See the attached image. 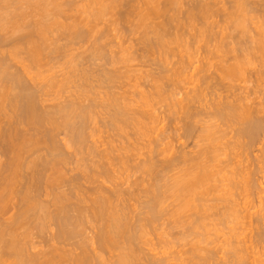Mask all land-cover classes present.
<instances>
[{"label": "bare ground", "instance_id": "1", "mask_svg": "<svg viewBox=\"0 0 264 264\" xmlns=\"http://www.w3.org/2000/svg\"><path fill=\"white\" fill-rule=\"evenodd\" d=\"M183 1L0 0V264H263V259L256 260L254 254L255 260L252 259L253 247L244 245L246 241L242 243L246 247H241L236 239L232 241L236 240L235 244L239 242L240 245L225 246L229 248L221 255L226 257L219 262L220 256L218 259L219 254L215 252L219 248L205 246L203 241L208 240L200 231L207 230L206 223L211 218L212 222L215 219L232 222V217L238 219L244 209L238 207L236 191L247 196L256 184L250 183V177L255 174L246 175L241 171L243 167L239 169L237 165L236 169L234 165V168L230 167L234 159L229 160L234 158L231 152L264 142V60L261 64L264 58V0H193L190 9L187 7L190 0ZM185 4L188 11L183 19L187 23L183 24L181 5ZM215 17L220 19L215 21ZM101 21H105L104 26L106 21L109 22V27H105L111 29L109 33L105 28L103 32L102 27L99 30ZM121 21L125 22L121 24ZM127 22L133 24L130 26ZM123 23L128 24L126 31L129 32L125 34L122 29L125 35H142L140 41L138 39L141 45H136L138 50L142 49V58L149 53L150 61L152 54L163 58H159L158 63L154 58L158 65L152 66L159 70L151 67L152 73L158 71L155 72L158 78L165 73L168 81L163 75L164 78L155 79L157 81L151 85V77L147 75L151 72L141 74L146 75L145 78L142 76L144 82L149 80L151 92L141 90L145 89L141 88V84L144 85L141 76V80L135 81L140 80L141 84L134 83V89H128L132 85L127 84L130 83L129 75L121 70L117 72L119 67L113 71L116 62L120 64L124 60L121 52L128 54L135 43L129 41L131 47H124L122 30L119 37V25ZM189 27L195 31L187 33L191 40L185 34ZM182 30L186 32L182 33ZM114 34L122 39L120 42L117 39L116 44L115 39H109L111 35L118 38ZM105 36L110 43L103 42ZM202 41L206 44V56L195 58L191 55L193 51L189 53L190 49ZM88 43L91 46L83 50ZM79 46L82 51L90 52V56L87 53L89 61L103 60L110 52L116 60L120 53L119 60L108 62L109 68L113 66L110 68L113 72L104 71L107 65H100L104 70L99 69L104 72L100 76L96 74L97 79L94 69L89 71L83 67L85 61L80 62L82 58L77 56L80 52L74 54L75 49L80 51ZM183 47L189 54L180 57L182 61L178 66L170 60L175 53L172 49L179 51ZM168 55L169 60L166 59ZM56 58L63 61H59L63 68H72V71L62 69L65 72L61 74V80L55 76L56 72L50 78L42 72L43 64L50 67ZM258 58L260 62L256 65L254 61ZM154 60L152 58L151 63ZM254 65L257 67L251 69ZM51 66L52 71L56 65ZM247 73L250 80L254 78L251 81L253 92L258 94L254 99H250L252 91L238 94L235 90L240 86L232 84L234 79H244ZM121 74L127 75L126 78ZM186 74L190 85H185L187 89L183 86L182 90L181 86L176 87L180 80H175L178 75ZM155 76L152 78H157ZM95 78L99 89L93 82ZM119 81L128 85L124 87L125 91L121 89L125 83L121 85ZM59 85L61 90L74 89L72 92L68 89L71 94L67 92L68 97L62 101L58 95L60 91H54L57 94L54 96L47 92ZM168 85L180 91L185 89L184 97L177 98L180 92L176 93L171 87L170 90ZM165 87L173 92L172 95ZM117 89L122 93L116 92ZM244 89L242 86L240 91ZM157 98L160 102L170 101L171 104H167L170 111L167 108L161 111L157 107L155 112L154 106L159 103H154ZM158 110L168 120L176 116L175 121L180 126L172 128V118L169 125L173 130L166 126L159 128L165 119ZM100 124L111 133L105 141L98 142V137L95 138L99 136ZM169 131L175 135L170 136V139L174 138L172 144H165L166 140L162 143L167 133L170 135ZM156 132L158 134L153 137ZM230 134L234 141L225 140V144L224 139ZM236 151L234 155H237ZM229 167L233 169H229L231 172L227 170ZM129 170L133 174L128 173L129 176L123 179L118 176ZM226 170L229 174L225 176ZM131 175L135 176L133 180ZM222 182L227 185L219 186ZM248 208L251 207L245 210ZM243 216L248 217L247 213ZM157 225L161 229L166 227V235V230L173 235L176 228L181 232V236L179 233L177 236L183 237L176 239L186 242V239L195 238L196 242L191 243L190 251L186 248L180 253H169L162 248L159 251L155 246L146 251L144 245H149L150 240L147 235ZM252 228V231L256 230ZM45 235L48 237L44 238ZM263 237L258 240L262 241ZM39 239L47 249H37ZM169 242L164 243L166 247ZM166 247L164 249H168Z\"/></svg>", "mask_w": 264, "mask_h": 264}, {"label": "rangeland", "instance_id": "2", "mask_svg": "<svg viewBox=\"0 0 264 264\" xmlns=\"http://www.w3.org/2000/svg\"><path fill=\"white\" fill-rule=\"evenodd\" d=\"M156 1H157V0H156ZM181 1H183V0H181ZM188 1H189V0H185V3L188 2ZM183 2H184V1H183ZM191 2L193 3V2H195V1H193V0L191 1V0H190V2L187 4L188 9H190L191 6H192V4L189 5ZM78 3H79V2H78ZM182 4H183V3H182ZM80 5H81V2H80ZM80 5H79V6H80ZM82 5H84V4H82ZM184 6H186V4H185V5H181V7H183V8H182V9L180 8L181 10L184 9V12L182 11L183 13H182L181 16H180V17H181V20H182L183 18L185 19V18H186L185 16H187V14L184 15V13H185V11H188V9H186L187 7L184 8ZM114 12H115V11H114ZM119 12H120V10H119ZM172 13H173V12H172ZM172 13H171V14H172ZM186 13H187V12H186ZM116 14H117V13H116ZM113 15H114V14H113ZM172 15H173V14H172ZM179 15H180V14H179ZM114 16H115V15H114ZM183 16H184V17H183ZM115 17H117V19H118V16H117V15H116ZM131 18H132V17H131ZM109 19H110V18H109ZM114 19H115V18H114ZM132 19H133V18H132ZM179 19H180V18H179ZM184 19L182 20V21L185 22V23L183 22V24H186L187 21L184 20ZM216 19H220V18H218V17L216 18V17H215L214 20L216 21ZM107 20H108V19H107ZM112 20H113V19H112ZM130 20H131V19H130ZM181 20H180V21H181ZM214 20L211 19V21H214ZM159 21H160V20H159ZM101 22H102V21H101ZM103 22H105V21H103ZM103 22H102L101 24L99 23V24H100V25H98V26H100V29H99V30H101V27H102V30H103V28H105V27L109 24V22L106 21V22H107V23L105 24L106 26H104ZM122 22H125V21H121V24H122ZM155 22L157 23V21H155ZM127 23H128V22H127ZM127 23H126V24L123 23L125 26H124V25H121V26L119 25V29H120V36H119V37H121V35H122V34H121V30H122V29H123L124 31L127 30L126 27H128V26H126V25L129 24V23H128V24H127ZM102 24H103V26H101ZM130 24H133V23H130ZM130 24H129V25H130ZM195 25L199 27L198 24H195ZM98 26H97V27H98ZM122 26L125 27V28H123ZM130 26H131V25H130ZM130 26H129V27H130ZM187 26H190V24H187ZM107 27H109V25H108ZM120 27H121V28H120ZM194 27H195V26H194ZM98 28H99V27H98ZM199 28H200V27H199ZM105 30L109 33L108 30H111V29H108V28L106 29V28H105ZM123 30H122V33H123ZM186 30H187V29H186ZM106 31H105V32H106ZM187 31H188V32H186L185 30H182V33H185V32H186L185 34H187V33H189V34H193V33L195 32V31H193L192 28H191V30H190V27H189V30H187ZM190 31L193 32V33H190ZM103 32H104V30H103ZM127 32H129V31H126L125 34H126ZM139 32H140V31H139ZM111 33H112V31H111ZM113 33H114V32H113ZM113 33H112V34H113ZM140 33H142V31H141ZM105 34H107V33H105ZM115 34H116V32H115ZM115 34H114V35H115ZM125 34L123 33L124 36H122L123 40L125 41V42H124V41H123V42L126 43V44H124V47H127V48L129 47V41L132 42V40H133L135 43L133 42V43H134V47H133V44L130 43V44H132V49H131L132 51L130 50V51L128 52V54L125 55L126 52H124V53L121 52V53L123 54L121 57H122V58L124 57V60H122L123 63L120 62V64H119V62H116V60H119L118 57H119V54H120V53L117 54L118 57L115 55V58H116V57H117V58H116V60H114V58H112V57H114V55H113L112 57H111V55H110V54H112V53L110 52V51H112V50L109 51V52H110V54H108L109 57L106 56V57L103 58V60L106 61V63H105L102 59H99V60H98L99 63H98L97 61H95V60H94V61H93V60L89 61V58H90V57H88V54H89L90 52H87V53H88V54H87L85 51H82V49L85 50L84 48H85L86 46H87L86 48H89V47L91 46V45H90L91 43H88V45L85 44L84 47H83V45H82L83 48H82L81 46H79V47H80V48H79L80 51H77V50H78V48H77L78 45H76V49H77V50H76L75 48H72V49H73V51H74V49H75V51H76V53H75V51H74V54H77V53H79V52L81 53V51H82V53H81L82 55L79 53V54H77V56H79L80 60H81V58H82V61H80V62L85 61V62H83L85 65L82 64V65H84L83 67H84L85 69H87V70H89V71H91L92 69L95 70V71H93V72H96V73H94V75H96V74H97V75H99V74L101 75V74H102V71L104 70V68H105L104 71H106V70L112 71V70H110V68H112L113 66H110V68H109L108 65L111 64L112 61L114 60L117 64H116V66H114L115 69L112 68L113 71L116 70V67H117V68L119 67V68H118L119 70H118V69L116 70L117 72H119V71L121 70V72H124V73L128 74L129 77H130V81H129L130 83H127L128 80H129V77L127 78L126 83H127V84H131V83H132V85H130L131 88H128V89H134V88H132V86H134L136 83H140L141 81H142V83L144 82V78L146 77V75L143 74V75H145L144 78H143V77H142L143 75H141L142 73H146V74H147V72H151V74L153 75V73L158 72V71L155 70V71L152 73L153 69H158V70H159V67L156 68L157 66H154V68H153L152 65H153L156 61H157V63H158V61L160 62V60L163 59V58H160V56H159L158 54H155V55L152 54V56H150V57H151V61H150L149 55H151V53H149V55L147 54L145 58H142V54H143V52H141L142 49H141V51H140V50L137 49L138 47L136 48V45H138V44L141 45V42L139 43V41H140L142 35H141V37H140V34H139V35L135 34L136 36H135V35H132V33H131V36H129V35H130L129 33H128L129 35H128V34L125 35ZM185 34H184V36H183L184 38L187 37V36H185ZM109 35H110V34H109ZM109 35H106V36H109ZM118 35H119V34H118ZM187 35H188V34H187ZM106 36H105V39L103 38V42H105V43L108 42V41L106 40ZM115 36H116V35H115ZM116 37H118V36H116ZM119 37H118V38H114V37L111 35V37H109V39H111V41H112L113 39H115V40H113L114 42H115L117 39H119L117 42H120L122 39L119 38ZM139 37H140V38H139ZM107 38H108V37H107ZM138 39H139V41H138ZM186 39H187V38H186ZM186 39H185V40H186ZM105 40H106V41H105ZM188 40H191V39H189V35H188ZM126 41H127V42H126ZM117 42H115V44H116ZM100 43H102V41H100ZM105 43H104V44H105ZM108 43H110V42H108ZM89 45H90V46H89ZM125 45H126V46H125ZM127 45H128V46H127ZM205 45H206V44L202 41L201 43L197 44L196 46H193V48L195 47L194 50H193V48L191 47L189 53H191V51H193V53H191V55H193L194 57L196 56L195 58H197V57H198V58H200V57L203 58V57L206 56ZM138 46H139V45H138ZM74 47H75V46H74ZM130 47H131V46H130ZM130 47H129V48H130ZM141 47H142V46H141ZM81 48H82V49H81ZM133 48H134V49H133ZM184 48H185V47H183V48H179V49H178L179 51H176V49L173 50V49H174V48H173L172 51H173V52L175 51V53L173 54V55H175V56H173V55H172V56H173L175 59H174L172 56L170 57L169 55L166 56V57H168V58H166V59L169 60V57H170V60L173 61V62L175 61L174 64H177V65L179 66L178 62H180L181 58H183V56L187 57L186 55L189 54V53L186 51V49L184 50ZM196 48H197V49H196ZM109 49H110V47H109ZM109 49H108V50H109ZM112 49H113V51H115V50H114L115 48H112ZM136 49H137V50H136ZM182 49H183L184 51H183ZM87 50H88V49H87ZM195 50H198V51L196 52ZM172 51H171L170 53H172ZM84 52H85V54H87V55H85ZM130 52H131L132 55L129 54ZM132 52H133V53H132ZM107 53H108V52H107ZM187 53H188V54H187ZM83 54H84V55H83ZM170 55H171V54H170ZM77 56H76V57H77ZM82 56H83V57H82ZM86 56H87V57H86ZM89 56H90V54H89ZM127 56H128V57H127ZM157 56H158V57H157ZM110 57H111V60H109ZM121 57H120V58H121ZM155 57H156V61L154 60ZM180 57H181V58H180ZM185 57H184V58H185ZM194 57H192V58H194ZM84 58H86V60H84ZM147 58H148V59H147ZM152 58H153V60H154L153 63H151V62H152ZM159 58H160V60H159ZM61 60L64 61V57L61 56ZM61 60H60V58H59V61L63 63V61H61ZM101 60H102V61H101ZM107 60H109V61H107ZM177 60H178V61H177ZM263 60H264V58L261 59V64H262ZM59 61H58V58H56V61H54V63H52L53 65H56V66H53L52 71H51V69H50V67L52 68V66H51L52 64H51L50 67H49V65H45V63H44L43 66H42V68H43L44 70H42V72L44 71L45 74H46V76H47L48 78H50L51 76L54 75L53 72H56V73H55V76L57 75L56 77L58 78V80H59V78H60V80H61L62 77H60V76H62V75L64 74V72H65V70H64V72H63L62 69H66V68H68V67L63 68L64 66H62V63L59 64V63H60ZM86 61H87L88 63H87ZM92 61H93V62H92ZM120 61H121V60H120ZM171 61H170V62H171ZM181 61H182V60H181ZM258 61L260 62V59H259V58H258V60L256 59V60L254 61L256 65L258 64ZM55 62H58V64H56ZM89 62H92V63H94V64L89 63ZM108 62H109V64H108ZM173 62H171V63H173ZM102 63L105 64V65H103ZM157 63H155V64L158 65ZM165 63H166V62H165ZM168 63H169V61H168ZM168 63H167V65L170 64V63H169V64H168ZM64 64H65V63H64ZM113 64H114V63H113ZM259 64H260V63H259ZM57 65H58V66H57ZM59 65H61L62 67L59 66ZM91 65H92V66H91ZM100 65H101V66H106V65H107V67H104V68H103V67H100ZM118 65H119V66H118ZM150 65H151V66H150ZM170 65H171V64H170ZM170 65L167 67V69L170 67ZM177 65H175V66H177ZM86 66H87V67L90 66L89 68H91V69H88ZM159 66H160V63H159ZM165 66H166V65H165ZM173 66H174V65H172V67H173ZM56 67H57V68H56ZM151 67H152L153 69H152ZM255 67H257V66L254 65V66H251L250 68L253 69V68H255ZM54 68H56V69H54ZM69 68H70V66H69ZM69 68H68V69H69ZM99 68H103V70H102V69H99ZM108 68H109V69H108ZM40 69H41V68H40ZM68 69H66V71H67ZM70 69H71V70H70ZM70 69H69V70L72 71V68H70ZM172 69H173V68H172ZM54 70H56V71H54ZM60 70H61V71H60ZM69 70H68V71H69ZM96 70H97V71H96ZM100 70H101V71H100ZM168 70H170V69H168ZM104 71H103V72H104ZM113 71H112V72H113ZM132 71H133V73H132ZM97 72H99V73H97ZM128 72H129V73H128ZM61 74H62V75H61ZM137 74H138V75L140 74V75L138 76ZM151 74H150V73L147 74L148 76L150 75L149 77L147 76L148 78L151 77V78H150V79H151V82H149V84L151 83V85H152L153 83L155 84V81H157L160 77H163V78H164V76L166 75L165 73H162L161 76L158 78L159 75L155 73L154 76L156 75L155 77H157V78H152V77H154V76H151ZM97 75H96V78H97V77L99 78L100 75H99V76H97ZM121 75H122V77H125V78H126V76H127V75H126V76H123V75H125V74H121ZM131 75H132V76H131ZM163 75H164V76H163ZM184 75H185V74H184ZM184 75H180V76L178 75V76L180 77V79H179L178 76L176 77V80L173 78L176 82L180 80V84H179V82H178V83H173V84H175V85L179 84V85L176 86V87L181 86V87H182V90H183V86L187 89V87H189V85H190V84H188L190 81H189V79H187V78H188L187 74H186V76H184ZM188 75H189V74H188ZM134 76L136 77V79H135ZM140 76H141L142 80H141V78H139ZM166 76H167V75H166ZM96 78H95V80H96ZM98 78H97V79H98ZM137 78H139L141 81L138 80L139 82H138V81L135 82V81L137 80ZM177 78H178V79H177ZM153 79H154V80H153ZM155 79H157V80H155ZM169 79H170V78H169ZM242 79H243V77H241V78L239 77V79H234L235 81H234L232 84H233V85H237L238 87L240 86V87H239V89H238V87H237L238 90H235V89H233V90L237 91L238 94H240L241 92H244V93L246 92L245 94H247V93H249V91H252V92H250V94H251L250 99H252V98H253V99L256 98V97L258 96V94H255V93L253 92V91H255V90L253 89L254 83L251 82V81L254 80V78H253L252 80H250V74L247 73V75H245V78H244L243 80H242ZM95 80H94L93 82H96V83H95L96 85H95V84H94V85H95V87H96L97 89H99V88L97 87V85H98V84H97V80H96V81H95ZM122 80H124V78H123ZM152 80H153L154 82H152ZM174 80H173V81H174ZM237 80H238V81H237ZM239 80H240V82H239ZM148 81H149V80H148ZM148 81L146 80V82L143 83V84H144L143 86H142V84L140 83V84H141V88H145V89H141V88H140L142 91L144 90L145 92H148V91L151 92L152 87H150L151 85H149V84L147 83ZM164 81H166V79H164L163 82H164ZM167 81H168V76H167ZM167 81L165 82L166 85H167ZM242 81H243V82H242ZM119 82H122V81H119ZM124 83H125V81L122 82L121 85L124 84ZM126 83H125V84L123 85V87L121 88V89H124V91H125V88H124V87H125V86L128 87V85H127ZM134 83H135V84H134ZM234 83H235V84H234ZM133 84H134V85H133ZM168 84H169V82H168ZM238 84H239V85H238ZM145 85H146V87H145ZM148 85H149V86H148ZM170 85H172V83H171ZM185 85H188V86L186 87ZM241 85L245 87V89L242 90V91H240L241 88H242ZM246 85H247V88H246ZM164 86H165V85H164ZM168 86H169V85H168ZM173 86H174V85H173ZM147 87H148V88H147ZM170 87H171V86H169V89H170ZM174 87H175V86H174ZM174 87H171V89H173ZM176 87H175V88H176ZM235 87H236V86H235ZM248 87H249V88H248ZM251 87H252V88H251ZM58 88H59V89H58ZM58 88H57V87H56V88L53 87V89H52V88H49V89H48L49 91H47V92H48V93L50 92L49 94H51L52 96H54V95H57V94L54 93V91H55L56 93L60 91L59 94H58L59 96L62 97V98L60 97V98H61L60 101H62V99H64L66 96L68 97L69 90L71 91V89H72V91H74L73 88H67V89L64 88L63 90H61V89H60V88H61L60 85H59ZM166 88H167V87H165L164 89H166ZM175 88H174V89H175ZM50 89H52V90H50ZM68 89H69V90H68ZM148 89H149V90H148ZM171 89H170V90H171ZM178 89H179V88H178ZM178 89H177V90L175 89L177 92L174 91V92H176V93H179V92H180V94H181V95L178 94V96H180V97L177 96V98H182V97H184L183 92L185 91V89H184V91H182V90L180 91V90H178ZM66 90H67V91H66ZM101 90H102V89H101ZM109 90H110V88H109ZM109 90H107V91H109ZM115 90H116V89H115ZM119 90H120V89H117L116 92H120V91H121V93H122V90H120V91H119ZM166 90H167V89H166ZM166 90H165V92H166ZM248 90H249V91H248ZM72 91H71V92H72ZM178 91H179V92H178ZM67 92H68V93H67ZM71 92H70L69 94H71ZM102 92H106V91H103V90H102ZM102 92H101V93H102ZM130 92H131V91H130ZM167 92H168L169 95H172V94H171L172 91L169 92V90H167ZM167 92H166V93H167ZM181 92H182V93H181ZM237 92H235V93H237ZM172 93H173V92H172ZM253 93H254V96L252 95ZM53 94H54V95H53ZM69 96H70V95H69ZM181 96H182V97H181ZM50 97H51V96H50ZM50 97H49V98H50ZM251 97H252V98H251ZM155 98H156V97H155ZM165 98H166V97H165ZM167 98H168V95H167ZM50 99H51V98H50ZM155 101H157V102H155ZM155 101H154V103H158V101H159L158 104H155V105H156V106H154L155 108L153 107L155 112H156V110H157V109H156L157 107H158V108L160 107V110L162 109L161 111H163L164 108H167V109L170 108V107H167V104H171L170 101H168V100H167V101H162V102H160L161 99L159 100V99L157 98ZM168 102H169V103H168ZM165 103H166V104H165ZM162 106H163V107H162ZM155 109H156V110H155ZM167 109H166V110H167ZM166 110H165V112H166ZM168 110L170 111V109H168ZM158 111H159V110H158ZM161 111H159V113H158V112H157V113H158V114H161V116H162V115H163V112L160 113ZM169 111H168V112H169ZM168 112H166V113H168ZM166 113H164V114H166ZM172 115H173V114H172ZM164 116H165V115H164ZM177 116H178V115H177ZM162 117H163V116H162ZM169 117H170V116H169ZM163 118L165 119V122H163L164 125H162V124H163V123H162L161 126H159V128H160V127L163 128V126H166L167 129H168V127H169V130L171 131V130H173V129H170L171 127L173 128V126H174V128H175V126H178V127L180 126V125H178L177 121H175L176 116H174V118H173V116H171V118H170V119L173 118V120H171L172 123H173L172 126L169 125V124H170V122H169L170 119L168 120V119H167L168 117H167V118L163 117ZM176 120H177V119H176ZM167 121H168V122H167ZM174 123H177V125H174ZM168 125H169V126H168ZM181 125H182V124H181ZM170 126H171V127H170ZM99 127H101V128H99ZM99 127H98V128H99V131H98V135H99V136H96L95 139L97 140V137H98V142H99V141H100V142H101V141H105V140L109 137V135H110L111 132H109V131L106 132L105 130H107V129H106L105 127L103 128V127L101 126V124L99 125ZM166 127H165V128H166ZM176 128H177V127H176ZM100 129H101V130H100ZM170 131H169V133H170ZM105 132H106L107 134H105ZM108 133H109V134H108ZM171 133H172V132H171ZM171 133H170V135L167 133V137H168V139H167V137H166V139H163V142H162V143H164V140H166V141H165V144H168V143H166V142H169L170 144H172L173 141L171 142V140H173L174 138H173V139H170V136H171V137H174L175 135H173V133H172V135H173V136H172ZM155 134L157 135L158 132L154 133V134H153V137H154ZM107 135H108V136H107ZM156 135H155V136H156ZM232 135H233V134L228 135V137H226V139H224V141H225V140H226V141L229 140L230 142H231V141H234L233 139H231V138H232ZM230 136H231V137H230ZM100 137H101V139H100ZM228 138H229V139H228ZM230 139H231V140H230ZM167 140H168V141H167ZM224 141H222V142L224 143ZM226 141H225V144H226ZM229 141H228V142H229ZM143 142H144V141H143ZM228 142H227V143H228ZM141 143H142V142H141ZM190 143H191V141H189V144H190ZM117 144H118V143H117ZM144 144H145V142H144ZM175 144H176V143H175ZM175 144L173 143V145H175ZM263 145H264V142H263V140H262L261 143H257V145L255 144V145H253L252 147H250V148H251V149L249 148L250 151H249V149H243V148H242V150H241V148H239L240 150L237 149L238 152L235 150V151H236L235 154H237V155H234V152H235V151H234V152H231V156H234V158H232V157L230 156L232 159L229 160V161L232 162V160L234 159V161L230 164V167H232V168L235 167L234 169H236V165L239 167V169L243 167V170H241V171H244V173H246V175L251 176L250 174H252V175L255 174V175L258 177V178H256L255 175H253L254 177H253V176L250 177V179L253 181V183H252V181H251V182L249 181V182H250L252 185H253L254 183H256V184H254L256 187H254V185H253V187H252V185H251L252 189L250 188V190H249V193L251 194V196H250L249 193H248L247 196H246V195L244 196V194L242 195L240 191H239V193H240L241 195L238 196V194H239L238 191H236L237 193L235 192L236 195H237L236 198H238L236 202H238L237 204H238L239 209H240V210L244 209V210H242V211H240V210H239V211L242 213V215H244V214L247 213L248 217L246 216V218H244V216H243V218H242V215H241V213H240V215H239L240 217H238V219H237L236 217H235L236 219H234L233 217L231 218L232 222H231L229 219H228L229 221L227 220V221H224V222H218V220L215 219V222H216V223H215L214 220H213V222H212V218H211L212 216L210 215L211 212H209L208 214H209L210 216H209V215H208V216H209V218H211V219H208L209 221L206 223L208 227L205 228V229H207V230H206V231H205V230L200 231L201 233H204V234H205V237H207V238H205V240H208V241H209V242H208V241H203V243H205V246L207 245V246H209L210 248L212 247L213 249H214L215 247H217V248H215V250H217V249L219 248L217 251H215V252H216V255L219 254V255L217 256V258L220 256V260H219V262H221V259H223L224 257H226V255L224 256V255H221V254H224L223 252H225L230 246H232V245H230V244H233V246L236 245L235 247H237L238 244L240 245V243H241V245H242L241 247H246V246H243V244H242L244 241H246V242L244 243V245L246 244V245L250 246L251 249H252V247H253V249H254V247L256 246V247H255L256 249H254V250L252 249V251H254L253 253L251 252V249L249 250V252L252 253V256H251L252 259H253V260H255V258H256V260L259 259L258 261H261V260L263 259V261H264V257H263V256H264V252H263V251H264V239H263L262 241L258 240V239L260 238V236L264 235V234H262V232L264 231V229H263V227H264V221H263V220H264V206H263V205H264V191H262L263 188H264V172H263V171H264V160H263V158H264V157H263V156H264V153H263L264 146H263ZM188 150H189V149H188ZM243 150H244V151H243ZM246 150H248V151H246ZM240 151H242V152H240ZM249 152H250V153H249ZM261 152H262V154H261ZM238 153H239V154H238ZM248 153H249V154H248ZM232 154H233V155H232ZM242 154H245V155H242ZM238 155H239V156H238ZM240 155H241V157H240ZM244 156H247V157H246V158H243ZM260 156H261L262 158H261ZM230 157H229V159H230ZM235 157H237V158H235ZM242 158H243V160H242ZM224 159H225V158H223L222 160H224ZM236 159H237L238 162H239V161H240V162H239V163L236 162V161H235ZM247 159H249V160H247ZM258 160H259L261 163H260ZM262 160H263V161H262ZM241 161H242V162H241ZM234 162H235V163H234ZM247 162H248V163H247ZM236 163H237V164H236ZM245 163H246V164H245ZM249 163H251V164L249 165ZM239 164H240V165H239ZM261 164H262V166H261ZM233 165H234V167H233ZM254 165H256V166H254ZM245 166L248 167L249 170H247V168H246ZM260 166H261V167H260ZM230 167L227 169L229 172H231V171L233 170V169L231 170ZM238 167H237V168H238ZM244 167H245L246 169H245ZM229 169H230L231 171H230ZM244 169H245V170H244ZM251 169H252V170H251ZM261 169H262V170H261ZM227 170H226V171H227ZM246 170H247V172H245ZM253 170H254V171H253ZM258 170H259V171H258ZM228 171H227V172H228ZM122 172H123V171H121V173H122ZM125 172H127V171H125ZM125 172H123V174H124V175L126 174V176H124L123 174H122V176H120V173H119L118 176L121 177V179H123V178H126L127 176H129V175H127L128 173L133 174V173L131 172V170H129V172H127V173H125ZM229 172L226 173V174H224V175H225V176L228 175ZM251 172H252V173H251ZM257 173H259V174H257ZM136 176H140V174H139V175L136 174ZM221 176H222V175H221ZM130 177H131V178H130L131 180H133V178H135V176L133 177V175H131ZM254 179H256L257 181H255ZM131 180H130V181H131ZM134 180H135V179H134ZM223 180L225 181V178H224ZM225 182H227V181H225ZM219 183H220V182H219ZM224 184H225V186L227 185V183L222 182L221 184H219V186H220V185L224 186ZM259 184H260V186H259ZM222 186H221V187H222ZM257 186H258V187H257ZM222 188H223V187H222ZM259 188H260V189H259ZM259 190H260V191H259ZM260 192H261V193H260ZM248 196H250L251 198L249 197V199H247ZM239 198H241V199H239ZM261 198H262V199H261ZM238 200H239V201H238ZM243 200H244V201H243ZM248 200H249V201H248ZM251 200H252V201H251ZM239 202H240V203H239ZM241 202H242V203H241ZM245 202H246L247 206H246V204H244ZM250 202H251V203H250ZM260 202H261V203H260ZM248 203H249V204H248ZM239 204H240V205H239ZM241 204H243L244 206L242 205V206H243V207H242ZM261 204H263V205H262L263 207H262V206H261V207L259 206V205H261ZM248 205H250V206H248ZM252 205H253V206H252ZM254 205H255V206H254ZM245 206H246V207H245ZM240 207H241V208H240ZM247 207H251V208H248V209H250V210H248V209H247L248 211L245 210ZM251 209H252V211H251ZM259 210H261V213H262V211H263V214H261ZM244 211H245V212H244ZM255 211H256L257 214L255 213ZM13 212H14V211H12L11 213H13ZM214 212H215V211H214ZM243 213H244V214H243ZM248 213H249V214H248ZM254 213H255L256 215H254ZM214 214H215V213H214ZM252 214H253V215H252ZM260 214H261V215H260ZM212 215H213V214H212ZM257 215H258V216H257ZM208 216H207V217H208ZM214 216H215V215H214ZM249 216H250V217L253 216V218H250ZM259 216H260V217H259ZM261 216H262L263 218H262ZM255 217H256V218H255ZM257 217H258V218H257ZM215 218H216V217H215ZM239 218H240L241 220H239ZM247 218H248V219H247ZM249 218H250L252 221H254L255 225H254V223H253ZM244 219H245V220H244ZM255 219H259V221L255 220ZM261 219H262L263 222L260 221ZM210 220H211V224L209 223ZM234 220H235L236 222H234V224H233V221H234ZM249 220H250V222H249ZM244 221H245V222H244ZM237 222H239V223H237ZM247 222H248V223H247ZM256 222H257V223H260L259 225H260L261 227L258 226V224H257ZM162 223H163V222H162ZM213 223H214V224H213ZM235 223H236V224H235ZM249 223H250V224H249ZM261 223H262L263 225H262ZM215 224H216V225H215ZM237 224H238V225H237ZM212 225H213V226H212ZM220 225H221V226H220ZM234 225H235V226H234ZM247 225H248V227H247ZM256 225H257V226H256ZM159 226H160V225H159ZM159 226H158V225L155 226V227H156L155 230H157V231H155V230L153 229L155 232H154L153 230H151L150 232H151L152 234L149 232V235H147V237H149V238H147V239H150V240H148V241H149V243H148L149 245H144V247H145L144 249H146V251H148L149 249H151L153 246H155L159 251H160V249L162 248V251H167V252H169V253H170V252H177V251L179 252V251H181V250H185L186 248H187V249H186L187 251H190V248L192 247V244H191V243L195 244V242H196V239H195V238H194L195 240H194V239H192V240L190 239V241H189L188 239H186V240H187L186 242H185V240H180L181 238L183 239V237L180 238V236H181L180 233H181V232H180V231H179L180 233L177 232L176 228H174V230H173V235H172V232H171L172 230H170V232H171L170 235H169V233H168L169 230H166V231H168L167 234H168L169 236H171V237H169L168 235H166V232L164 231V230L166 229V227L164 226L165 228H162V229H161V227H159ZM210 226H212V229L210 228ZM216 226H218L220 229H219L218 227H216ZM158 227H159V228H158ZM213 227H214V228H213ZM215 227H216V228H215ZM225 227H226V229H225ZM235 227H236V228L238 227V229H236ZM245 227H246V228H245ZM252 227H254V229H256L257 232H256V230H253V231H252V230H251V229H253ZM223 228H224L225 230H224ZM234 228H235V229H234ZM239 228H241V230H239ZM258 228H260V229L258 230ZM214 229H215V230H214ZM217 229H218V230H217ZM242 229H244V231H243ZM160 230H161V231H160ZM162 230H163L164 233L162 232ZM175 230H176V231H175ZM178 230H179V229H178ZM210 230L214 233V235H215V233H216L215 236H216L217 238H219V239H217L216 237H214L213 233H211ZM233 230H234V231H233ZM261 230H263V231H261ZM217 231H218V232H217ZM223 231H224V232H223ZM232 231H233V232H232ZM236 231H237V232H236ZM260 231H261V232H260ZM156 232L159 233V235H158ZM205 232H206V233H205ZM249 232H250V233H249ZM251 232H253L254 234L251 233ZM88 233H89V231H88ZM155 233H156V234H155ZM177 233H179L180 236H179V235L177 236ZM210 233L213 235V237L211 236ZM223 233H224V234H223ZM226 233H227V234H226ZM243 233H244V234H243ZM163 234H164V236L166 235V236H165L166 239H165L164 241H162V239H164L165 237L162 238V239H161V237H160V236H163ZM206 234H207V235H206ZM209 234H210V235H209ZM229 234H230V235H229ZM234 234H238L239 237H240L241 239H239V237H238L237 235H236V237H235ZM257 234H262V235H259V236H258ZM151 235H152V236H151ZM202 235H203V234H202ZM45 236H46V235H45ZM45 236H44V238H47V237H48V236H46V237H45ZM155 236H156V237H155ZM203 236H204V235H203ZM218 236H220V237H218ZM255 236H256V237L258 236L259 238H258V237L256 238ZM208 237H209V238H208ZM245 237H246V238H245ZM247 237H249V238H247ZM250 237H253V239L250 238ZM155 238H157V239H156L157 241L155 240ZM167 238H168V239H167ZM176 238H180V239L178 240V239H176ZM213 238L216 239V242H215V243H214L215 240H214ZM226 238H227V239H226ZM229 238H230V239H229ZM232 238H233V239H232ZM244 238H245V239H244ZM255 238H256L257 242L260 241V242H259L260 245L257 244V242L254 240ZM261 238H262V237H261ZM261 238H260V239H261ZM263 238H264V237H263ZM171 239H172V240H171ZM174 239H176V240H174ZM203 239H204V237H203ZM224 239H225V240H224ZM234 239L240 241V243L237 241L238 244H235V243H236V240H235V242H233ZM151 240H152V241H151ZM160 240H161V242H159ZM170 240L172 241V243H173V240H174V243H173L174 245H172V243L169 242ZM213 240H214V241H213ZM232 240H233V241H232ZM242 240H243V241H242ZM154 241H155V242H154ZM167 241H168L169 243H166V245H167V247H166L164 243L167 242ZM181 241H183V242L181 243ZM194 241H195V242H194ZM211 241H213L212 245H211ZM227 241H228V242H227ZM248 241H249V242H248ZM250 241H251V242H250ZM253 241H254V242H253ZM39 242H40V243H39L38 248H37L38 250H39V249H42V248H44V250L47 249V248H46L47 246H46L44 243H42V241H41L40 239H39ZM157 242H158V243H157ZM221 242H222V243H221ZM229 242H230V243H229ZM247 242H248V243H247ZM252 242H253L254 245L252 244ZM261 242H263L262 245H261ZM160 243H161V244H160ZM162 243H163V244H162ZM189 243H190L191 245H189ZM223 243H224V244H223ZM250 243H251V244H250ZM151 244H152V246H150ZM156 244H157V245H156ZM159 244H160V246H158ZM170 244H171V245H170ZM183 244H184V245H183ZM187 244L189 245V247L187 246ZM216 244H217V245L219 244L220 246H219V245L217 246ZM163 245H164L166 248H168V249H164L165 247H164ZM168 245H170L171 247L168 246ZM203 245H204V244H203ZM146 246H147L148 248H147ZM182 246H183V247H182ZM186 246H187V247H186ZM190 246H191V247H190ZM214 246H215V247H214ZM222 246H223V248H222L223 250L221 249ZM225 246H226V247L229 246V247L226 248ZM158 247H159V248H158ZM169 247H170V248H169ZM181 247H182L183 249H182ZM203 247H204V246H203ZM209 247H208V248H209ZM258 247H259V248H258ZM188 249H189V250H188ZM220 249H221L222 253H221ZM42 250H43V249H42ZM168 250H170V251H168ZM171 250H172V251H171ZM224 250H225V251H224ZM219 251H220V252H219ZM178 252H177V253H178ZM217 252H218V253H217ZM255 252H256V253H255ZM259 252H260L261 254H260ZM179 253H180V252H179ZM253 254L256 256L255 258H254V255H253ZM258 254H259V255H258ZM250 255H251V254H250ZM260 255H261L262 257H261ZM221 256H222V258H221ZM215 258H216V257H215ZM217 258H216V260H217ZM257 258H258V259H257ZM218 259H219V258H218ZM217 261H218V260H217ZM263 261H262V262H263ZM263 264H264V262H263Z\"/></svg>", "mask_w": 264, "mask_h": 264}]
</instances>
